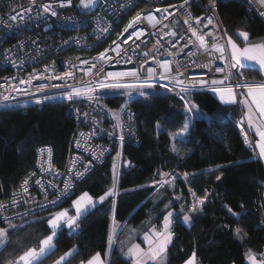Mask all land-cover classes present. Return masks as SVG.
I'll use <instances>...</instances> for the list:
<instances>
[{"label":"trees","instance_id":"1","mask_svg":"<svg viewBox=\"0 0 264 264\" xmlns=\"http://www.w3.org/2000/svg\"><path fill=\"white\" fill-rule=\"evenodd\" d=\"M217 10L227 35L239 45L245 43L236 35L238 31L248 32L249 41L264 39V21L241 0L220 2ZM134 15L136 10L122 27ZM241 71L243 77L238 78L235 69L232 82L264 79L258 70ZM243 91L238 89L239 98ZM103 101L118 108L125 97L106 96ZM186 101L195 105L202 117L193 120L187 136L180 140L176 136L187 121L184 101L156 93L136 99L132 106L137 114L139 144L124 146L123 156L129 166L117 175L116 194L83 216L78 231L61 229L54 240V251L40 264H53L73 249L63 264H81L97 252L106 256L114 221L127 223L123 233L128 227L145 233L153 226L160 228L169 211L173 214L174 240L167 252L168 264H185L193 251L199 264H249V250L257 256L264 252V165L245 147L233 122V118L243 120L240 102L223 105L212 92H193ZM76 127L65 103L0 112V203L35 170L39 147H51L54 164L62 167ZM115 153L78 183L76 194L62 209L84 192L98 199L108 191ZM161 173L168 174L166 180ZM218 175L220 180L216 179ZM205 194L207 200L200 205L196 198ZM227 208L241 215L233 216ZM57 210L15 223L22 226L15 229L0 226L9 229L0 264H11L28 249L39 248L40 241L51 234L49 218L43 217ZM185 214L193 217L192 223L184 222ZM33 218L36 220L30 221ZM118 246L111 252L109 264H131Z\"/></svg>","mask_w":264,"mask_h":264},{"label":"built area","instance_id":"2","mask_svg":"<svg viewBox=\"0 0 264 264\" xmlns=\"http://www.w3.org/2000/svg\"><path fill=\"white\" fill-rule=\"evenodd\" d=\"M228 1L216 0L213 8L210 0H188L187 4L184 0H94L85 8L80 0H71L70 4L67 0H0V112L59 102L67 104L77 124L62 167L54 164L51 147L37 149L35 175L27 176L28 184H23L24 179L0 203L4 205L0 208V226L61 208L76 194L78 183L114 151L123 156L126 144H139L137 114L132 105L143 96L131 93L125 96L124 104L111 108L100 92L101 85L109 80L133 77L117 74L137 72L138 77L158 87L149 94L172 95L182 101L193 92H214V87L237 89L231 81L235 69L229 66L227 36L217 10L220 2ZM241 1L264 21L260 14L264 7L256 0ZM45 5L50 6L49 12H44ZM135 10L142 19L125 33L128 23L122 27L124 20ZM52 11L57 15L52 16ZM14 15L15 20L11 19ZM149 15L154 18L152 22L143 18ZM197 17L211 18L212 24L207 19L197 23ZM192 29L205 34L207 51L199 46ZM213 43L225 45L223 58L212 48ZM109 48L114 50L106 53L107 59H100L99 53ZM165 63L168 72L161 67ZM149 69L154 70L152 76ZM200 80L205 83L193 87L192 82ZM214 80L223 84L213 85ZM77 89L92 91L69 100L67 94ZM228 118L232 119L231 114ZM233 122L245 147L256 155L257 143L248 134L244 120L233 118ZM126 162L129 164V160Z\"/></svg>","mask_w":264,"mask_h":264},{"label":"snow or ice","instance_id":"3","mask_svg":"<svg viewBox=\"0 0 264 264\" xmlns=\"http://www.w3.org/2000/svg\"><path fill=\"white\" fill-rule=\"evenodd\" d=\"M34 2V0H33ZM257 3H259L262 7H264V0H256ZM67 3L70 4L71 0H67ZM80 3L83 7L88 8L90 7L93 3L94 0H80ZM184 3L187 4L188 0H184ZM210 5L214 8L216 6V0H210ZM61 6H64L63 4ZM184 5H181L183 7ZM50 11V6L45 5L44 6V12H49ZM157 11H160V9H157ZM164 12H167L168 9L165 8L163 9ZM262 16H264V11L260 13ZM52 16H56L57 13L55 11L51 12ZM191 15V14H189ZM144 19H148L149 22L153 21V17L151 15L143 17ZM11 19L15 20L17 17L14 15L11 17ZM142 19V14L140 12H137L134 17L128 22L126 27L124 28V32L127 33L129 32V29H132L134 25L139 22ZM202 19H207L208 24H212V19L211 18H199L197 17V23H200ZM187 23V21H185ZM207 26V25H205ZM131 34H136V33H131ZM139 35V34H136ZM174 35V33H173ZM192 35L196 37V40L199 41V46L201 48H204L205 51L208 50L207 47V42L205 40V34H198L196 29H192ZM210 35V34H209ZM225 35L227 36V41L226 44L230 46L231 49V59L234 61V63L231 65L232 68L237 69L236 75L238 78L243 77V72L241 69L244 66V61H252L255 62L260 66L261 69H264V42H259V43H254V44H247V40L249 38V33L245 31H238L236 35L238 37L243 38V41L245 43L244 47H240L233 39L232 36L227 35V31H225ZM115 43V41L113 42ZM119 47V46H117ZM212 48L221 53V58H223V53L225 50V45L219 44V43H213ZM110 50L114 49H105L104 52L99 53V58L100 59H107L106 53ZM145 56L148 55V53H144ZM191 55V53H190ZM205 67L207 65H204ZM165 69L166 72L170 71L169 66L167 63L161 65ZM219 71H223V69H218ZM154 74L153 69L148 70V75L152 76ZM67 75H71V73H68ZM119 76L123 75H130L133 77H138L137 72H131V73H119L117 74ZM182 75V73H181ZM166 77H161V79H164ZM182 83V81H181ZM193 87L195 85L201 84L203 85L205 81L200 80V81H193ZM213 85L216 84H223V81H212ZM147 87H152L151 84L146 85ZM112 87L120 88V87H127V88H132V85H113ZM144 85H141L140 88H137L136 90L139 92L141 96L148 95L145 93L143 89ZM161 87H167L166 85H161ZM236 87H241L240 84H237ZM243 87L247 88V96L250 97L251 99H245L243 101H240L243 103L246 107H248L249 112L247 114V122L249 128H254L256 135L259 136V141H257V147L259 148V158L264 160V82L261 83H245ZM171 91V89H168ZM186 89H182V91H185ZM92 89H86V90H74L73 93L67 94V98L71 100L73 98V95L75 96H81L85 95L88 92H91ZM212 91L217 92L219 94L220 100L224 103H235L237 102L236 94L234 92L233 87L229 86L227 88H212ZM127 95L131 96V92H127ZM93 97L89 96V99L91 100ZM3 99L7 100L8 97H4ZM44 99H48V97H45ZM41 100H37L36 103H41ZM255 105V110L252 109V105ZM196 108L195 105H188L187 110L189 112H192ZM254 116L259 120V123L256 122L254 119ZM189 128V124L185 123L179 133V135H182L183 133L187 132ZM121 141H123L124 137L121 135L120 137ZM245 143L248 144L250 143L248 140V136L245 133ZM175 151V149H173ZM45 151L44 149H41V152ZM49 156L51 155V149H47ZM222 167L220 165L217 166ZM87 171V168L85 169ZM31 175H35V173H32ZM78 176H83V173H78ZM168 174L166 173H161V176H166ZM187 176V173L185 174ZM217 180L221 179V176L216 177ZM117 182H118V176L115 171V165L113 168V182L112 186L104 193V195L99 196L98 202L103 203L105 199L109 196H113L116 194V187H117ZM37 184L40 183V181H36ZM24 185L28 184V179H25L23 182ZM67 189V185H66ZM27 191V188L25 187L24 189ZM15 195V193L13 194ZM192 195L195 197L196 194L192 193ZM197 202L200 205H203L205 201L207 200V194H205L204 197H197L196 198ZM15 203V201H13ZM52 203H55L53 201ZM73 205L75 208V215H69L67 210H63L60 212H57L53 214L49 220H48V225L51 228V234L46 236L43 240L40 241L39 249L36 248H31L28 249L22 256L19 257V260L16 262V264H20V262H23V264H40V261L48 254H50L52 251H54V245H53V240L54 237L57 235L58 229H61L65 225L71 229L75 230L79 228V221L83 216H85L91 209H95L97 206V201L93 199L92 196H90L87 192H84L78 199L73 201ZM4 207L3 204H0V208ZM115 207V204H113V208ZM227 207V206H226ZM193 211H195V208H193ZM227 211L232 214L233 216H239L241 215L240 213H236L233 211L232 208H227ZM172 212H168L167 215L164 217V230L162 232L157 231L155 226L151 229L153 234L156 236V240L152 241L150 240L148 234H145V240H149L150 248L148 253H142V250L140 249L139 245H133L131 248L128 249V252L126 255H130L135 257V264H144L143 256H147L148 259L150 260H156L157 257H161L163 254L166 253L167 251V246L169 243L172 241V231L170 229L171 225V217H172ZM7 220V218H5ZM183 220L185 223L190 224L193 221V217L190 215L185 214L183 216ZM9 228H17V227H22V226H17L11 224L9 221ZM240 230L237 229V234L239 239H243L244 237L239 236ZM8 235L9 231L8 228H3L0 227V247H5L8 242ZM245 236L247 235L246 233L244 234ZM108 244L109 248L111 249L112 247V234H109L108 237ZM75 249L71 250L69 253H65L64 256H61L60 259L56 262V264H61V261H65L66 257L70 256L72 252H74ZM246 258L250 262V264H264V257L257 258L256 255H254L251 250H249L248 253H246ZM81 264H103V261L101 259V254L99 252L95 253L90 259H88L86 262L82 261ZM163 264V262H162ZM185 264H199L197 260V254L195 251L191 253L189 258L185 261Z\"/></svg>","mask_w":264,"mask_h":264},{"label":"crops","instance_id":"4","mask_svg":"<svg viewBox=\"0 0 264 264\" xmlns=\"http://www.w3.org/2000/svg\"><path fill=\"white\" fill-rule=\"evenodd\" d=\"M227 53H228V62H229V66L230 68L231 65L234 63V61L231 59V49H230V46L227 45ZM243 68H250V69H255V70H258L262 73V75L264 76V69H261L260 66L258 64H256L255 62H252V61H244V66ZM242 68V69H243ZM261 82H264V79L262 81H249V82H245V83H261ZM245 83H236V84H240L241 87H237V89L233 88L234 89V92L236 94V98H237V102L235 103H224L220 100V97H219V94L217 92H212L214 94V96L217 98V100L223 104V105H227V106H231V105H236L237 103H239L240 101H243L245 99H248L250 100L251 98L247 96V88L243 87V85ZM234 84V83H233ZM238 89H243V96L241 98L238 97ZM241 106L243 108V120H244V124H245V127H246V130L248 132V134L254 138V140L256 141H259V136L256 135V132H255V129L254 128H249L248 126V122H247V114L249 112V109L248 107H246L243 103H241ZM252 109L255 110V105L253 104L252 105ZM254 119L256 120L257 123H259V120L254 116ZM259 148L257 147V154H256V157L262 162V164L264 165V160L260 159L259 158ZM82 195V194H81ZM81 195H79L78 197H76L75 199H73L71 201V203L69 204L72 208L71 211H75V208H74V205H73V201L78 199ZM110 197V196H109ZM108 198V197H107ZM106 198V199H107ZM95 201H97V206H99L100 204L102 203H99L98 202V199H95L93 198ZM105 199V200H106ZM96 206V207H97ZM93 210V209H91ZM90 210V211H91ZM89 211V212H90ZM171 221H172V218H170ZM126 225L127 223L124 222V223H120L118 221H114L112 223V226H111V234H112V247L111 249L109 248L108 246V249H107V252H106V256H102L101 255V259L103 261V264H109V258H110V254L111 252L113 251L114 248H116V246L119 247V249L121 250V252H124L125 253V256L128 258V260L131 262V264H135V257L133 256H130V255H126V253L128 252V249L131 248L133 245H139L140 246V249L142 250V253H148L149 251V248H150V244H149V240H145V234L147 233L150 240L152 241H155L156 240V236L153 234V232L150 230V231H147L145 233H141V232H138L136 229H133V228H127V230L124 232L125 228H126ZM50 227V226H49ZM162 228V231L164 230V222L161 226ZM51 229V228H50ZM61 229H68L70 230L66 225L64 227H62ZM61 229H58L57 231V234L58 232L61 230ZM170 229L172 230V222H171V225H170ZM156 230L158 231V228H156ZM57 236V235H56ZM56 236L54 237V240L56 238ZM54 240H53V245H54ZM174 240V237L172 236V241L171 243L168 244L167 246V251L165 254H163L161 257H157L156 260H150L148 259L147 256H143V260H144V264H168V257H167V252H168V249L169 247L171 246L172 242ZM118 244V245H117ZM39 249V248H37ZM73 253V252H72ZM49 255V254H48ZM47 256V255H46ZM45 256V257H46ZM257 256V255H256ZM44 257V258H45ZM70 256L66 257L65 261L69 258ZM261 257H264V252L261 253L260 255L257 256V258H261ZM43 258V259H44ZM19 260V259H18ZM17 260V261H18ZM58 261V260H57ZM56 261V262H57ZM65 261H61V264H63ZM56 262H54L53 264H56ZM247 262L250 264V262L247 260ZM20 264H23V262H20Z\"/></svg>","mask_w":264,"mask_h":264},{"label":"rangeland","instance_id":"5","mask_svg":"<svg viewBox=\"0 0 264 264\" xmlns=\"http://www.w3.org/2000/svg\"><path fill=\"white\" fill-rule=\"evenodd\" d=\"M235 42L239 45V43L237 41H235ZM259 42H264V39H262L261 41H249V40H247V44H249V45L254 44V43H259ZM239 46L242 48L245 45L244 46L239 45ZM261 75H262V73H261ZM124 83H128L129 85H132L133 87L132 88H127V87L116 88V87H112L113 85H125ZM148 84H150V83H148V79H144V78H141V77H121V78L109 80V81L103 83L101 85V87H100V92L105 97L106 96H124L125 97L127 95L126 94L127 92L139 94V92L136 89L137 88H140L141 85H144V87H143L142 90L149 95V93H151V92H153V91L156 90V87L157 86H154V85L151 84L152 87H147L146 85H148ZM184 103L186 104V115H187V121H186V123L189 124V128H188V131L187 132L183 133L182 135H179L178 134L176 136V138H178L180 140L184 139L187 136L193 120L202 117V115L197 111L196 108L192 112H189L187 110V106L190 105V104H189V102L186 101V99L184 100ZM127 166H129V164L126 162V159L122 155H116V157H115V171H116V174L118 175L119 172H120V170L122 168H126ZM162 179H165L166 180V176H162ZM63 210H67L69 215H75V211H71L72 208H71L70 205H68L67 207H64L63 209L61 208L60 210H57L56 212H53L51 215L48 214V215H46L43 218H50L53 214H55L57 212H60V211H63ZM33 220H36V218L35 219L33 218L30 221H33ZM78 229L79 228H77L75 230H71L70 229V231L71 232H76V231H78ZM159 230H162V228L161 227L160 228L158 227V231ZM3 249H4V247H0V252ZM15 262H17V260L14 261V262H12L11 264H13Z\"/></svg>","mask_w":264,"mask_h":264}]
</instances>
